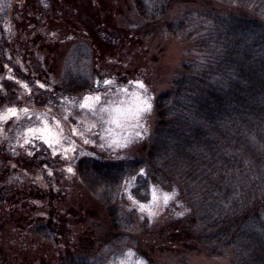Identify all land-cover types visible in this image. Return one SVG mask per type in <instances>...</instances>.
Listing matches in <instances>:
<instances>
[{
  "label": "rangeland",
  "instance_id": "rangeland-1",
  "mask_svg": "<svg viewBox=\"0 0 264 264\" xmlns=\"http://www.w3.org/2000/svg\"><path fill=\"white\" fill-rule=\"evenodd\" d=\"M209 4L219 8L210 0H173L166 21L176 22L181 10ZM163 23L142 18L132 0H0V110H21L3 126L8 140L0 159L7 157L31 174L16 180L29 201L1 214L0 264H64L70 254L88 256L92 264H233L230 253L210 255L172 236L176 222L187 215L176 190L152 185L148 200L140 201L129 179L117 204L133 228L125 240L114 241L100 205L69 171L81 156L115 161L143 156L155 98L182 62L198 56L190 38L170 35ZM70 73L85 77L91 88L79 97L63 93L61 82ZM12 78L23 81L27 91ZM88 95L101 97L95 114L79 107ZM137 96L151 104L139 116ZM109 106L125 110L120 125L100 112ZM44 119L53 127L61 120L60 143L50 146L42 134L28 131L41 128ZM71 126L88 145L71 136ZM33 177L42 178L46 188L40 189ZM33 222L50 224L51 240L30 234Z\"/></svg>",
  "mask_w": 264,
  "mask_h": 264
},
{
  "label": "trees",
  "instance_id": "trees-1",
  "mask_svg": "<svg viewBox=\"0 0 264 264\" xmlns=\"http://www.w3.org/2000/svg\"><path fill=\"white\" fill-rule=\"evenodd\" d=\"M210 1L219 8H187L169 22L173 0H132L142 18L163 21L170 35L190 38L198 56L182 62L168 88L155 98L153 130L142 157L115 161L81 156L72 172L100 205L116 242L133 228L117 204L129 179L140 201L148 200L152 185L177 191L187 215L176 222L174 238L210 255L230 253L233 264H264V0ZM12 79L27 91L23 81ZM90 88L85 77L71 73L61 82L62 92L71 97ZM0 116L5 117L0 119L1 155L8 140L3 126L16 116L8 108ZM71 136L77 137L72 131ZM75 139L88 145L85 138ZM0 171L5 173L0 178L2 229L1 214L29 201L17 190L22 185L16 180L31 174L7 157L0 159ZM32 179L46 188L42 178ZM33 223L30 234L51 240L50 224ZM64 264L92 262L70 254Z\"/></svg>",
  "mask_w": 264,
  "mask_h": 264
},
{
  "label": "snow or ice",
  "instance_id": "snow-or-ice-1",
  "mask_svg": "<svg viewBox=\"0 0 264 264\" xmlns=\"http://www.w3.org/2000/svg\"><path fill=\"white\" fill-rule=\"evenodd\" d=\"M104 84L106 85H111L113 82L105 80L103 81ZM139 83V82H137ZM139 87L143 88L144 85L142 83H139ZM125 93H127V89H123ZM101 97L99 95H88L83 98V101L79 104V107L82 109H88L89 111L93 112L94 114L97 112V105L100 103ZM151 110V104L148 101V99H142L139 96H137V107H136V115L139 116L142 113L148 112ZM21 110L15 109V108H9L8 112L12 116H17L18 112ZM24 112H27V109H23ZM124 109H122L119 106H116L115 108L112 107H101L100 112L101 113H108L111 117L110 122L111 123H116L117 125H120V119L119 117L124 114ZM115 113V115H113ZM5 117L0 116V119H4ZM67 117H65L66 119ZM55 120V118H53ZM101 120H103V115L100 117ZM92 127H95L93 124ZM30 133L33 135H36L37 133L42 134V138H44L49 145L51 146L53 143H60L61 140L64 138L63 137V129L62 125L59 120L55 121V127L49 124L47 119H44L42 121V127L37 128V129H28ZM72 133L74 135H83V133L79 129H71ZM90 131V129H89ZM85 139V143H88ZM113 143H117L116 141H113ZM122 146V145H120ZM74 150V149H73ZM69 171L71 172L72 169L69 168ZM143 171V170H142ZM154 199H155V193H154ZM165 202H167L170 197L166 194L165 197ZM143 207V205H141ZM129 256H134L135 254L132 252H129ZM121 264H124V261H121ZM137 264H143L142 261H137Z\"/></svg>",
  "mask_w": 264,
  "mask_h": 264
}]
</instances>
